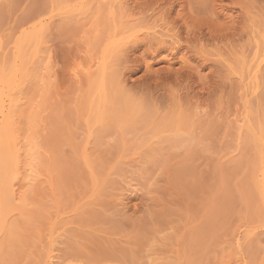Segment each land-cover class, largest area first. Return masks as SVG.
<instances>
[{"label": "rangeland", "instance_id": "rangeland-1", "mask_svg": "<svg viewBox=\"0 0 264 264\" xmlns=\"http://www.w3.org/2000/svg\"><path fill=\"white\" fill-rule=\"evenodd\" d=\"M263 186L264 0H0V264L94 214L167 250L109 264H264Z\"/></svg>", "mask_w": 264, "mask_h": 264}, {"label": "bare ground", "instance_id": "bare-ground-1", "mask_svg": "<svg viewBox=\"0 0 264 264\" xmlns=\"http://www.w3.org/2000/svg\"><path fill=\"white\" fill-rule=\"evenodd\" d=\"M1 107H2V105H1ZM96 215L97 214H94L93 216H95V217L92 216L93 218L90 217L91 219H89V217H88V219L87 218H84V219L81 218L82 220L79 219L78 223L77 222L75 223V225L78 224V226H70L71 228L66 227L67 230H66V228H64V230L68 232V233H66V232L65 233L68 235L66 236V239L65 238H64V240L61 239L62 243L57 241L56 245H58V243H60L61 245L63 244V245H62V247H60V249L56 248L58 251L55 249V251H57L56 255L52 256L49 254L50 256H49V258H47V259H50L48 261V264H107V263L109 264V262L116 261V260H130V261H136V260H140V259L142 260V258L144 256H147L148 259L151 260L154 257L153 255L159 254V256H160L162 251H165L164 253L167 252L166 248H165V250L162 249L164 247H163V244L161 243L160 239H159V241L162 244V248L160 247V250H162V251L159 252L160 250L158 251V249H157L159 247V244H160V243L156 242V241H158L157 240V238H158L157 233H159L160 228L159 229L155 228L154 230H152L153 232L152 231L149 232L148 228H151V226H150L147 228L148 229L147 233H146V228H144L145 229V231L143 229L144 234H142L141 230H139L141 233L138 231L140 234H137L136 236H134V234L131 232L133 230H131L129 232L132 233L133 237H132V239H130L132 236L131 235L129 238L130 240L129 239L126 240L124 238L125 236H127L126 234H124L126 232V228L125 229H124V227L121 228V225H123V224L120 223V222L124 223V221L122 219L120 222H117V221L112 222V221H110V219H111L110 217L107 218L108 220L107 219L103 220L105 218V216L102 219V217L99 214H98V216H96ZM109 221H110V223L112 222V224H109L110 227L106 228V226L108 227V225H104L103 223L107 224V222L109 223ZM162 221L164 222V220H162ZM163 224L165 225L166 223H163ZM96 225L97 226L99 225L100 228L102 227L101 229H103V228L104 229L101 230L99 227L96 228ZM164 225L162 226V224H161V226H162L161 230L162 229L164 230ZM92 227H95L96 229L95 228L93 229ZM152 227H154V226H152ZM159 227H160V225H159ZM123 229L125 230V232ZM100 231L103 232V235H101V236L98 235V233H100ZM122 232H124V233H122ZM133 232H135V231H133ZM153 233H156L155 234L157 236L156 238H152V236L150 235V234L154 235ZM66 234H64V235H66ZM159 234H161V233H159ZM258 234H259V232H258ZM104 235H106V236H104ZM155 235L153 237H155ZM62 236H63V232H62ZM164 236L166 237V235H164ZM123 238L126 240L125 241L126 243L123 242L124 241ZM161 239L163 240V238H161ZM150 240H152V241H150ZM153 240L155 241V243L158 244L157 245L158 247L154 246L155 243L153 242ZM258 240H260V239H258ZM53 241L56 242V240H53ZM52 245L55 246L54 244H52ZM150 245H152L154 248L156 247L157 250L156 251L152 250V252H150L152 249V246L148 247ZM145 247L146 248L148 247L149 252H147L148 249L146 250ZM145 250L147 253L146 255L143 253ZM52 251H49V252L51 254H53L54 252H52ZM164 253H162V254H164ZM151 254H152V256H151ZM155 258H158V257L155 256L153 259H155Z\"/></svg>", "mask_w": 264, "mask_h": 264}]
</instances>
